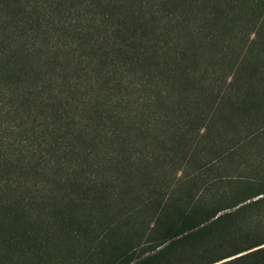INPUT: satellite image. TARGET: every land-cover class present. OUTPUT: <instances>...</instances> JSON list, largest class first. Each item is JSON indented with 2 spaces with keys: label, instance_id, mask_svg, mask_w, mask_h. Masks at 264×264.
I'll list each match as a JSON object with an SVG mask.
<instances>
[{
  "label": "trees",
  "instance_id": "obj_1",
  "mask_svg": "<svg viewBox=\"0 0 264 264\" xmlns=\"http://www.w3.org/2000/svg\"><path fill=\"white\" fill-rule=\"evenodd\" d=\"M240 1L0 0V264H264Z\"/></svg>",
  "mask_w": 264,
  "mask_h": 264
},
{
  "label": "rangeland",
  "instance_id": "obj_2",
  "mask_svg": "<svg viewBox=\"0 0 264 264\" xmlns=\"http://www.w3.org/2000/svg\"><path fill=\"white\" fill-rule=\"evenodd\" d=\"M246 1L248 5L245 4ZM238 10L240 14L238 28L240 30V40H242V55L247 57L250 61L249 65L253 63L254 65H259L260 67V71L257 76L258 81L254 84V94L252 95L255 102V106L252 107V114L253 116L256 115V118L260 117V121L258 125L255 126L248 121L249 118L247 115L244 116L239 125L241 133L240 153L235 158L238 165L240 160V172L244 173L246 176H250L252 173V165H254L253 162L256 163L257 170L260 174H263L264 172V27H260V19L258 16L259 8L255 7V3L252 6L248 0H241ZM249 69V67L247 69L243 68V72H241L246 74ZM233 134L234 132L230 131V136H233ZM252 136L256 137L255 140L259 144V148L255 149L257 150V155H255L254 148L251 147ZM250 152L251 155L254 154L255 156L252 160H248ZM205 153H207V151H205L203 155H198V158L201 160L200 163L203 162L202 160L206 159ZM226 156V154L223 155L222 161L220 164L215 166L216 168L220 167V165L228 166L229 162L231 163V159Z\"/></svg>",
  "mask_w": 264,
  "mask_h": 264
}]
</instances>
